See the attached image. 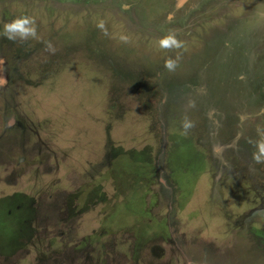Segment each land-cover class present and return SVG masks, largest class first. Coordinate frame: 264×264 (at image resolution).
Returning a JSON list of instances; mask_svg holds the SVG:
<instances>
[{
  "label": "rangeland",
  "instance_id": "obj_1",
  "mask_svg": "<svg viewBox=\"0 0 264 264\" xmlns=\"http://www.w3.org/2000/svg\"><path fill=\"white\" fill-rule=\"evenodd\" d=\"M22 15L39 39L0 35V264H264V0H0V32Z\"/></svg>",
  "mask_w": 264,
  "mask_h": 264
},
{
  "label": "clouds",
  "instance_id": "obj_2",
  "mask_svg": "<svg viewBox=\"0 0 264 264\" xmlns=\"http://www.w3.org/2000/svg\"><path fill=\"white\" fill-rule=\"evenodd\" d=\"M97 28L104 31L105 35L108 34L104 21L101 20L100 22H98ZM0 35L10 41L27 42L30 39H39L37 35L36 21L33 17L28 15L17 16L5 22ZM43 43L47 51L52 54L55 53V47L53 46L51 41H46ZM158 43L161 49H167L170 51L174 49L179 50L183 47V43L177 39L175 33H169L165 35L164 37L159 39ZM180 55L181 54L177 52L175 58L169 57L168 59H166L164 67L169 71H174L178 65ZM182 127L185 130L192 127L191 122L187 119L186 116L182 121ZM258 135L259 139L255 142L254 145L256 151L253 152V159L257 163H262L264 162V130L258 129Z\"/></svg>",
  "mask_w": 264,
  "mask_h": 264
}]
</instances>
